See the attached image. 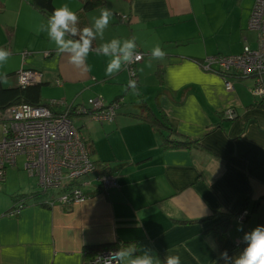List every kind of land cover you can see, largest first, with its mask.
Wrapping results in <instances>:
<instances>
[{"label": "crops", "instance_id": "0c3cea01", "mask_svg": "<svg viewBox=\"0 0 264 264\" xmlns=\"http://www.w3.org/2000/svg\"><path fill=\"white\" fill-rule=\"evenodd\" d=\"M10 1L18 5L17 27L25 20L31 31L40 37L47 35L40 29L49 17L31 0ZM53 1L57 7L67 4L73 11L81 5L80 0ZM120 1L117 13L128 15L125 22L131 37L136 38V48L147 55L145 50L159 45L166 52L163 60L150 56L139 61L135 90L128 86L133 75L127 69L106 76L110 57L95 51L87 57L90 70L76 68L69 62L70 54H58L55 44L49 48L53 54H44L47 59L41 54L46 50L35 48L40 57L31 51L27 56L31 61L23 63L43 72L44 85L51 82L45 76L54 78L53 83L60 79V86L74 83L79 88L77 102L85 87L94 95L116 90L105 99L108 102L116 96L128 101L114 121H95L111 129L115 141L111 148L101 147L89 134L94 159L110 162L119 187L108 188L106 193L97 191L86 202L69 207L56 203L51 208L39 203L43 197L28 198L22 211L12 216L6 212L16 201L14 195L37 190L8 182L7 173L6 180H0V199L7 197L0 201V264H85L87 248L100 251L128 244L136 246L133 258L147 251L162 264L168 255L177 254L181 264H225L222 252L226 250L234 261L247 246L245 233L264 226V107L255 106L256 99L246 91L253 84L251 78L234 80V89L228 91L219 73L197 61L216 53H239L245 43H255L257 35L249 40L254 0H224L225 17L215 21L207 15L213 0ZM5 2L0 0V10ZM102 8L88 12L90 26ZM110 36L107 33L104 41ZM5 45L0 42V47ZM188 45L193 46L180 48ZM158 66L163 83L156 73ZM17 84L15 78L3 87ZM80 86L84 88L80 90ZM139 102L147 103L156 116L166 114L176 131L199 140L198 144L163 148L159 130L136 117L145 113ZM231 107L238 115L234 120L222 115ZM97 124L92 123L90 130ZM245 210L250 211L248 217L234 220L220 242L213 228ZM199 218L203 221L186 222Z\"/></svg>", "mask_w": 264, "mask_h": 264}, {"label": "built area", "instance_id": "2783aa9c", "mask_svg": "<svg viewBox=\"0 0 264 264\" xmlns=\"http://www.w3.org/2000/svg\"><path fill=\"white\" fill-rule=\"evenodd\" d=\"M122 15V19H127ZM249 27L258 32L257 44L245 45L240 54L211 55L206 57L204 67L217 66L222 71H237L243 76H254L252 93L264 97V0H255ZM30 52L25 51L24 57ZM50 55L49 51L44 53ZM141 55L142 53L133 54ZM141 60V59H140ZM215 70V69H214ZM132 71V70H131ZM132 73V72H130ZM228 74V73H227ZM133 75V73H132ZM18 83L23 87L43 79L42 72L33 68L21 69ZM226 89L234 85L231 77L224 75ZM61 85L62 81L55 82ZM118 100L106 104L102 96L90 98L88 103L67 104L64 100H49L46 104H12L0 109V180H6L9 166L17 165L18 157L24 158L23 169L35 176L38 187L51 190V205H68L74 201L83 202L92 197L90 186H101L104 190L117 185V176L102 172L92 159L91 149L83 138L76 118L90 115L93 121L112 122L117 115ZM232 109L227 114L232 116ZM56 202V203H55ZM27 205L17 200L7 211L8 215H18ZM248 211L240 215L244 219ZM114 250H100L86 261V264H109ZM115 264V262H113Z\"/></svg>", "mask_w": 264, "mask_h": 264}, {"label": "clouds", "instance_id": "9594fccd", "mask_svg": "<svg viewBox=\"0 0 264 264\" xmlns=\"http://www.w3.org/2000/svg\"><path fill=\"white\" fill-rule=\"evenodd\" d=\"M113 13L107 7L102 8L99 17L94 18L92 26H84L82 29L77 25L79 16L70 9L67 4L53 9L52 15L48 18L46 26L41 25V31H46L48 38L54 42L58 54L65 52L69 53V62L76 68L90 70L87 65V57L90 52L95 51L97 55L110 57L107 62L105 75L112 76L120 72L122 66L129 63H134L142 59L141 55H135L134 50L137 47L136 38L130 37L121 41L119 38H114L109 42L101 44L98 48L93 49V40L99 35L103 38L104 30L108 27ZM78 39L66 38L68 36ZM12 52L7 48L0 47V68H2L11 57ZM151 56L155 60H163L166 52L157 45L151 51ZM0 83H7L5 73L0 72ZM130 88L135 90L136 81L130 80ZM243 239L247 241V246L244 248L241 255L231 261L227 251L221 253V258L225 264H264V226H256L253 230L245 233ZM134 244H128L121 247L114 253L110 254L109 264H162L160 259L150 255L144 251L142 255L135 256L132 254L136 251ZM163 264H181V258L177 255H168Z\"/></svg>", "mask_w": 264, "mask_h": 264}, {"label": "rangeland", "instance_id": "374dc122", "mask_svg": "<svg viewBox=\"0 0 264 264\" xmlns=\"http://www.w3.org/2000/svg\"><path fill=\"white\" fill-rule=\"evenodd\" d=\"M212 8L208 10L207 15L212 17V20L215 21L217 18H224L225 17V9L223 8V1L224 0H213ZM231 0H229L230 3ZM121 1L120 0H107V3L103 5V7H107L109 10L112 11L113 13V18L108 25V27L104 30V35L103 38H101L99 35L96 37L97 43H99V46L103 43L109 42L114 38H119L121 41L124 39L130 38L131 37V30L129 31L128 25L126 24L125 21L120 20L119 13L121 9ZM18 5L15 3H12L10 0H6L5 2V8L0 10V42L1 43H7V45L3 46V48H7L11 50L12 55L9 58L8 62L0 68V72L5 73L6 75L9 74V72L19 70V68L22 67L23 63H26V61H31V57H27L24 59L23 57V52H33L32 54L34 57H40V52H35L37 49L39 51H44V50H49L52 45H54V42H52L48 36L46 35L45 37H40L39 34H37L35 31H31V27L28 25V23L23 20V23L21 26L17 27L16 24L19 22V17H18V11L17 10ZM22 22V21H20ZM11 27V29L9 28ZM17 27V30H16ZM107 33L111 34L110 38L108 40L104 39L106 38ZM255 30H252L249 32V40L254 39L256 36ZM220 37V36H219ZM218 38V37H217ZM251 41V43H253ZM216 42V40H215ZM189 46L193 45H188V46H181L180 48H187ZM255 46V45H253ZM26 47V48H24ZM36 48V50H35ZM24 50V51H23ZM151 50H145L147 55H145L144 59L148 60L150 58ZM44 59H47V57L44 56V53H41ZM150 54V55H148ZM31 55V54H30ZM29 55V56H30ZM124 68V71L126 72V67L125 65L122 66ZM150 72V68L147 70L146 69V74L148 75ZM54 71L51 72V74ZM128 73V72H127ZM43 75V72H42ZM49 79H51V82L49 84H45L42 89V99L51 101V100H64L67 102V104L71 103L72 100L76 97L77 91L79 90L78 86H75L74 83H71L70 85H67L68 83L65 82V86H60L57 85L56 83H53L54 78H51V76H45ZM54 77V76H53ZM18 80L17 74H9L7 76V83L8 81H15ZM95 80V79H94ZM90 81V80H88ZM3 85H6L3 83ZM83 86H80V90L83 89ZM114 88V87H113ZM144 89V88H143ZM116 91V90H113ZM110 92L108 89H106V92H109L107 94H102L105 96L106 100H109L111 98L112 94L114 92ZM247 93L250 98L256 99V101L260 100V97L254 96L252 92L247 90ZM94 91H91L88 89V87H85L83 91H80V95L77 97L78 98V103H87L89 96L92 95V97H96L97 95L93 94ZM96 94V93H95ZM135 93H133L134 95ZM101 95V96H102ZM104 96H102L104 98ZM128 102V101H127ZM110 103V101H106V104ZM127 104V103H126ZM127 108V106H125ZM119 112V111H118ZM117 112V114H118ZM118 116H120L118 114ZM116 115L115 119L118 117ZM114 119V120H115ZM118 120V119H117ZM116 120V122H117ZM90 121V122H89ZM76 122L79 124V130L82 134L83 137L87 138L89 142L91 139L89 138V134L93 137L92 139L95 142H99V145L105 146L106 149L108 150L111 148L110 143L115 142L114 141V136H112L111 129L108 127V125L100 126L95 121L91 119L90 115H83L81 118H76ZM84 122H89L85 124ZM115 122V124H116ZM94 123L97 125H93V127L90 130V125ZM115 126V125H114ZM95 130L93 131V129ZM90 130V132H89ZM93 133V134H92ZM92 155H94L92 153ZM96 156H92V159L96 161ZM23 161L24 158L19 156L18 157V165L19 166H14L10 167L7 169V173L10 174L9 176V181H14L16 186H23L26 185L28 187L34 186L35 190H37V179L35 176H29L26 170L23 169ZM18 172V173H17ZM20 172V173H19ZM12 173V174H11ZM0 184H3L0 183ZM34 190V191H35ZM18 190H16L17 192ZM22 192V191H21ZM24 192V191H23ZM1 200H7V197H3ZM246 211V210H245Z\"/></svg>", "mask_w": 264, "mask_h": 264}, {"label": "trees", "instance_id": "16d2710c", "mask_svg": "<svg viewBox=\"0 0 264 264\" xmlns=\"http://www.w3.org/2000/svg\"><path fill=\"white\" fill-rule=\"evenodd\" d=\"M127 1L131 2V0H127ZM80 3H81L80 7L77 10H75V12L79 16V23H78L77 26L82 29L84 26H90V24L88 22V18H87L88 12H90L91 10H93V9L99 7V6L105 5L107 3V1L106 0H80ZM31 4L37 10H39L40 12L45 14L47 17H50L52 15L54 8H58L55 5L53 0H31ZM251 11H252V9H251ZM122 15H126V14H122ZM122 15L120 14L118 16V18L120 17V20L126 21L127 19H122ZM256 33H257V37H256L255 43L254 44L245 43L243 48H242V51H243V49H244L246 44H248V45H250L252 47H254L253 45L256 46L257 38H258V32L256 31ZM66 38L78 39L79 35H77L75 37L68 36ZM92 48L93 49L98 48V44L96 43V39L93 40ZM46 51H49L50 55L53 54V52H54L53 49H49V50H46ZM46 51H44V53ZM242 51H240L239 53H235V54H240ZM137 52L142 53L143 54V58L142 59H144L145 53H143L142 50L136 48L134 50L133 54H135ZM220 54H223V55H235V54L216 53V55H220ZM211 55H215V54H211ZM211 55H207L206 57L211 56ZM46 56L49 57V55H46ZM206 57L203 60H201V61L197 60V61H199L200 66L204 67V61H205ZM139 61L134 62V63H129V64L125 65V67L128 70V72H132L133 73V79L132 80L136 81V83H138V80L136 78H137V75H138L137 64L139 63ZM26 68H27L26 66L22 65V67L19 68V70H16V71H13V72H9V74L10 75L14 74V73L18 74V72L21 69H26ZM36 70H39V69H36ZM212 70L216 71L217 73H219L222 76V78L224 79L225 88H226V80L224 78V75H227V76L231 77L230 80H232L233 85H234V80H244V79H249V78H251L253 80L252 77H254L252 75L243 76V75L239 74L237 71H229V72L228 71H222V69H220L217 66H213ZM156 73L158 74V76H160L159 80H160V82H162L163 81V79H162L163 77H162V73H161V66H158ZM9 74H7L6 77ZM46 84H49V83H46ZM253 85H254V80H253L252 86L250 87V91L251 92H252L251 89H252ZM43 86H44L43 83H39V84L26 85L24 87L22 85H20V86H15V87H11V88H4L3 87V83H0V109H4V108H6V107H8V106H10L12 104H18V103H24V102L30 103V104H34V105H40V104L48 103L49 101L42 99ZM97 96H101V95H97ZM90 98H94V96L93 97H89V99ZM104 100H105V98H104ZM117 100L119 102V107L117 109V112L120 110L121 107L128 105V102L122 96H116L112 101H110V104H111V102L113 103V102H115ZM72 102L74 104H80V103L77 102V100H73ZM105 102H106V100H105ZM87 103H88V101H87ZM83 104H85V102ZM254 104H255V106L264 107V97L260 98V100L256 101V103H254ZM138 105L141 106L139 108L143 109V112H145V113L143 115H140V116H136L137 114L134 115V116L139 117L140 119H142L146 123L148 122L152 127L154 126L155 129L159 130V133L161 134V145H162L163 148H165V149H173V148L174 149H185V148H190V147L198 144L199 140L192 139L191 137H189L187 135H183V134L179 133L178 131H176L173 128V125L169 122L168 118L166 117L167 116L166 114H160V115L156 116L154 114L152 108L145 102H143V103L139 102ZM229 109L233 110V108L231 107V108H227L224 111H222L223 117H225L226 119H230V120L236 119L238 117L236 111L235 110L232 111V113H233L232 116L234 115V117H231L230 115L227 114V110H229ZM163 127L166 128V130L163 129ZM83 138H85V137H83ZM86 142L88 143L90 149L92 150L91 153L94 154V147L92 146L93 145L92 142L91 141L89 142L88 139L86 140ZM95 163H96L97 167L102 172H105V173H111L112 172V174L116 175V173L113 170V168H111L109 166L110 165L109 161H107V160L106 161L96 160ZM15 166H19L18 165V161H17V165H15ZM9 167H11V166H9ZM118 187H119V183H118V178H117V185L114 186L113 189H116ZM37 188H38L37 191L33 192L31 194H16V195H14V197H16V201L17 200H19V201L22 200V201H25V203H27L29 201V200H27L28 198H33V197L34 198H36V197L37 198H42L43 197L42 199H40L41 201L39 200V203L43 204V205H46V206H49V207L52 208L53 205H51L49 203V201L53 200L52 199V195H51V190L44 191V190H42L41 187H37ZM88 188H89L90 193H93V194L95 192H97V191H100V190H103L105 193L107 192L101 186H99L97 190H93V191H91V189H93V186H90ZM87 200H89V199H87ZM87 200H85V201H83L81 203H84ZM15 202L13 203V205L15 204ZM78 203L79 202L74 201V202H72V203H70V204H68L66 206L69 207V206H72V205L78 204ZM13 205L10 207V209L13 207ZM253 210H255V208ZM247 211H248V214L245 216L244 219H246L248 217V215L250 214V211L249 210H247ZM6 214H7V212H6ZM241 214L242 213L237 214V215L233 214L227 220H224V221L220 222L219 224H217L213 228L214 233H215L216 237L218 238V240L220 242H222L228 236V229H229L231 223L234 220H237V219L239 221H241L240 220V215ZM206 219H208V218H206ZM199 221H203V220L199 218V219H193V220L186 221V222H199ZM98 250H96L95 248H87L85 250V259H86V261L89 258H91L93 255H95L98 252ZM103 250H114V251H116V250H118V248L114 247V248L103 249ZM92 253H94V254L91 255ZM86 261H85V264H86Z\"/></svg>", "mask_w": 264, "mask_h": 264}, {"label": "water", "instance_id": "95a60500", "mask_svg": "<svg viewBox=\"0 0 264 264\" xmlns=\"http://www.w3.org/2000/svg\"><path fill=\"white\" fill-rule=\"evenodd\" d=\"M43 82H44L43 79H40V80H37V81H35L34 83H31V84H39V83H43ZM17 86H20V84L18 83ZM9 88H11V87H9Z\"/></svg>", "mask_w": 264, "mask_h": 264}]
</instances>
